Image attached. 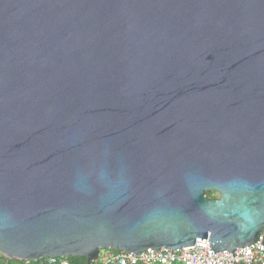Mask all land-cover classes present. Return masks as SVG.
Here are the masks:
<instances>
[{"label":"water","instance_id":"obj_1","mask_svg":"<svg viewBox=\"0 0 264 264\" xmlns=\"http://www.w3.org/2000/svg\"><path fill=\"white\" fill-rule=\"evenodd\" d=\"M263 226L264 0H0L1 256Z\"/></svg>","mask_w":264,"mask_h":264},{"label":"built area","instance_id":"obj_2","mask_svg":"<svg viewBox=\"0 0 264 264\" xmlns=\"http://www.w3.org/2000/svg\"><path fill=\"white\" fill-rule=\"evenodd\" d=\"M264 264V226L253 243L230 251H210L207 240H198L189 248H147L132 253L100 250L92 264ZM21 264H68L66 258L45 256L23 260Z\"/></svg>","mask_w":264,"mask_h":264},{"label":"trees","instance_id":"obj_3","mask_svg":"<svg viewBox=\"0 0 264 264\" xmlns=\"http://www.w3.org/2000/svg\"><path fill=\"white\" fill-rule=\"evenodd\" d=\"M206 196L210 199H216L217 194L213 191H206ZM116 252L114 250H110ZM68 264H86V258L84 256H69L66 258ZM21 260L6 259L0 255V264H21ZM178 264V263H175Z\"/></svg>","mask_w":264,"mask_h":264}]
</instances>
